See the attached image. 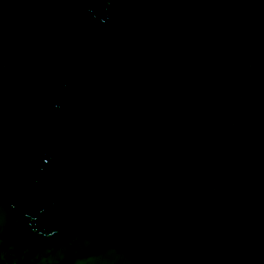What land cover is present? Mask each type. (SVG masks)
<instances>
[{"label":"water","instance_id":"obj_1","mask_svg":"<svg viewBox=\"0 0 264 264\" xmlns=\"http://www.w3.org/2000/svg\"><path fill=\"white\" fill-rule=\"evenodd\" d=\"M0 264H264V0H0Z\"/></svg>","mask_w":264,"mask_h":264}]
</instances>
